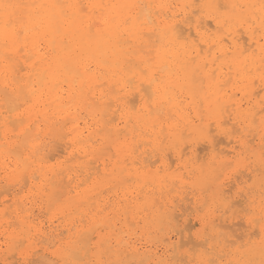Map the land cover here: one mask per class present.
Listing matches in <instances>:
<instances>
[{
	"label": "bare ground",
	"instance_id": "bare-ground-1",
	"mask_svg": "<svg viewBox=\"0 0 264 264\" xmlns=\"http://www.w3.org/2000/svg\"><path fill=\"white\" fill-rule=\"evenodd\" d=\"M262 204L264 0H0V264H264Z\"/></svg>",
	"mask_w": 264,
	"mask_h": 264
},
{
	"label": "snow or ice",
	"instance_id": "snow-or-ice-1",
	"mask_svg": "<svg viewBox=\"0 0 264 264\" xmlns=\"http://www.w3.org/2000/svg\"><path fill=\"white\" fill-rule=\"evenodd\" d=\"M5 7H8V6H5ZM262 210H264V204H262ZM262 231H264V228H262ZM29 264H47V262L31 261V262H29ZM51 264H55V262H51ZM181 264H187V262H181ZM201 264H216V261L209 259V260L201 262Z\"/></svg>",
	"mask_w": 264,
	"mask_h": 264
},
{
	"label": "rangeland",
	"instance_id": "rangeland-1",
	"mask_svg": "<svg viewBox=\"0 0 264 264\" xmlns=\"http://www.w3.org/2000/svg\"><path fill=\"white\" fill-rule=\"evenodd\" d=\"M202 149H203V147H200V149H199V151H198L199 154L201 153L200 150H202ZM200 155L203 156V155H205V153L202 151V153H201ZM171 159H172V158H171ZM173 161H174V160L172 159V162H173ZM233 190H235V189H232V191H231L232 193L235 192V191H233ZM187 223H188V222H187ZM189 224L191 225V223H189ZM190 225H188V226H190ZM237 235H238V234H237ZM235 239H236V238H235ZM237 239L239 240V238H237ZM239 242H240V241H239Z\"/></svg>",
	"mask_w": 264,
	"mask_h": 264
}]
</instances>
